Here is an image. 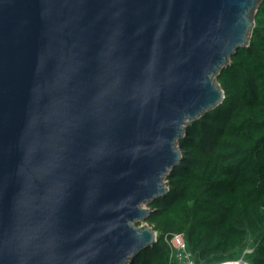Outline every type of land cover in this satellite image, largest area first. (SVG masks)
Masks as SVG:
<instances>
[{
	"label": "water",
	"instance_id": "water-1",
	"mask_svg": "<svg viewBox=\"0 0 264 264\" xmlns=\"http://www.w3.org/2000/svg\"><path fill=\"white\" fill-rule=\"evenodd\" d=\"M260 2L0 0V264H126L156 242L144 205Z\"/></svg>",
	"mask_w": 264,
	"mask_h": 264
},
{
	"label": "trees",
	"instance_id": "trees-1",
	"mask_svg": "<svg viewBox=\"0 0 264 264\" xmlns=\"http://www.w3.org/2000/svg\"><path fill=\"white\" fill-rule=\"evenodd\" d=\"M254 23L216 75L222 102L187 125L168 191L148 204L156 242L126 264H177L178 233L194 264H264V0Z\"/></svg>",
	"mask_w": 264,
	"mask_h": 264
},
{
	"label": "built area",
	"instance_id": "built-area-1",
	"mask_svg": "<svg viewBox=\"0 0 264 264\" xmlns=\"http://www.w3.org/2000/svg\"><path fill=\"white\" fill-rule=\"evenodd\" d=\"M168 243L177 264H194V256L186 249L182 234L178 233L171 235Z\"/></svg>",
	"mask_w": 264,
	"mask_h": 264
},
{
	"label": "rangeland",
	"instance_id": "rangeland-1",
	"mask_svg": "<svg viewBox=\"0 0 264 264\" xmlns=\"http://www.w3.org/2000/svg\"><path fill=\"white\" fill-rule=\"evenodd\" d=\"M178 148H179V147H178V143H176V149L178 150ZM144 206L148 208V205H147V204H145ZM142 223H143V222H140V224H142ZM140 224H139V225H140ZM237 263H238V264H245V263L242 262V261H238Z\"/></svg>",
	"mask_w": 264,
	"mask_h": 264
},
{
	"label": "bare ground",
	"instance_id": "bare-ground-1",
	"mask_svg": "<svg viewBox=\"0 0 264 264\" xmlns=\"http://www.w3.org/2000/svg\"><path fill=\"white\" fill-rule=\"evenodd\" d=\"M228 264H238L236 261L235 262H232V263H228Z\"/></svg>",
	"mask_w": 264,
	"mask_h": 264
}]
</instances>
